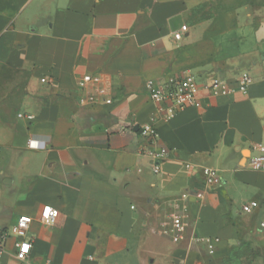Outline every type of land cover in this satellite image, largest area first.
<instances>
[{
  "label": "crops",
  "instance_id": "1",
  "mask_svg": "<svg viewBox=\"0 0 264 264\" xmlns=\"http://www.w3.org/2000/svg\"><path fill=\"white\" fill-rule=\"evenodd\" d=\"M244 71L246 92L202 89L168 118L147 92L187 74L236 87ZM152 119L169 149L158 173L141 152ZM259 145L264 0H0V231L34 219L32 264H264V170L246 163ZM205 167L222 183L181 199ZM14 251L9 238L0 264H23Z\"/></svg>",
  "mask_w": 264,
  "mask_h": 264
},
{
  "label": "built area",
  "instance_id": "2",
  "mask_svg": "<svg viewBox=\"0 0 264 264\" xmlns=\"http://www.w3.org/2000/svg\"><path fill=\"white\" fill-rule=\"evenodd\" d=\"M186 25H182L180 29L174 32L173 37L179 40L182 36V32L186 31ZM84 81H89L92 78L95 80L97 77L90 75L83 76ZM41 82H45V78H41ZM252 82V78L247 71L239 74L237 78L236 87H231L222 80L214 79L211 82L200 85L194 75H170L161 83L147 82V92L155 104L159 108H164L163 104L167 103V115H170L176 111L192 105L200 106L199 100L200 90L206 89L213 95L227 96L235 90L240 92H246L248 86ZM110 102V100H107ZM161 106V107H160ZM154 119L149 123L142 124L139 128L141 136H143L148 145L144 147L141 152L151 160V169L154 173L160 171V164L168 155L169 149L166 145L160 142V136L158 129L154 123ZM259 153L256 155H249L247 157V166L254 170H264V146H258ZM186 167H190V164H186ZM203 175V188L195 190L194 192H184L179 195L183 200H187L190 194L197 199H201L205 190L218 186L222 183V178L218 170L214 167H205L202 170ZM258 206L256 200L249 201L242 205L243 212H250L252 209ZM187 205L183 206L180 211L173 212L170 215V227L169 231L174 239H180L183 236V230L187 218ZM58 215V211L51 205H46L42 208L38 222L42 224H51ZM33 218L30 215L22 214L17 217L15 222L4 230L0 231V255L5 251L6 242L9 238H14V256L23 264H32L28 260V256L31 251V239L27 236V231L30 224L33 222ZM264 227V223H261ZM200 241L209 244L211 248V240L209 238H200Z\"/></svg>",
  "mask_w": 264,
  "mask_h": 264
}]
</instances>
